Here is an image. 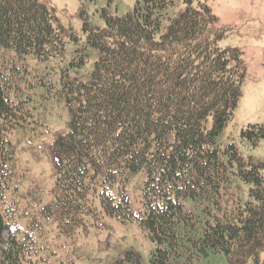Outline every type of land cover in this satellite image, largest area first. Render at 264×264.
<instances>
[{
  "label": "trees",
  "instance_id": "16d2710c",
  "mask_svg": "<svg viewBox=\"0 0 264 264\" xmlns=\"http://www.w3.org/2000/svg\"><path fill=\"white\" fill-rule=\"evenodd\" d=\"M214 1L137 0L124 17L104 14V27L66 57V30L44 0H0V264L25 263L43 220L67 235L99 213L138 224L154 245L149 264H198L209 254L264 264V163L216 142L245 68L241 52L221 44L227 29ZM54 102L64 103L69 130L50 147L52 199L39 207L32 179L18 197L25 175L13 137L40 127L38 114ZM240 135L253 147L264 123ZM137 172L145 181L136 214L125 185Z\"/></svg>",
  "mask_w": 264,
  "mask_h": 264
},
{
  "label": "rangeland",
  "instance_id": "374dc122",
  "mask_svg": "<svg viewBox=\"0 0 264 264\" xmlns=\"http://www.w3.org/2000/svg\"><path fill=\"white\" fill-rule=\"evenodd\" d=\"M137 0H44L66 30L67 57L75 48L86 43L89 29L103 28L104 14L109 17H124L130 14ZM43 2V0H41ZM219 25L227 29V36L221 42L223 47L238 49L242 54L245 77L241 86V96L233 113V118L217 136L220 147L233 143L242 159L264 163V139L257 145H250L241 139V131L248 125L264 123V0H216L210 3ZM179 7L170 8L171 17L176 16ZM77 39V45L70 39ZM96 52L89 57L87 68H91ZM48 108V107H46ZM48 113H39L40 127L32 125L33 132L25 136L18 133L13 138L18 145L15 149V164L18 173H24L18 183V197L27 194L30 180L38 188L37 200L40 206L52 199L53 177L51 174L50 147L56 137L69 130V113L63 102H54ZM145 174H131L125 190L130 209L134 213L141 210L142 187ZM246 193L247 186L242 185ZM243 194V198H244ZM41 235L35 245L24 252V264H149L154 245L146 233L135 223L122 224L99 213L84 220V225L71 233H58L54 220H43ZM15 227L5 233L6 239L15 237ZM26 249V248H25ZM134 252L137 256L126 255ZM263 252H261V255ZM198 264H228L221 254H209ZM247 264H251L248 262Z\"/></svg>",
  "mask_w": 264,
  "mask_h": 264
}]
</instances>
